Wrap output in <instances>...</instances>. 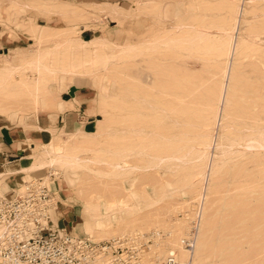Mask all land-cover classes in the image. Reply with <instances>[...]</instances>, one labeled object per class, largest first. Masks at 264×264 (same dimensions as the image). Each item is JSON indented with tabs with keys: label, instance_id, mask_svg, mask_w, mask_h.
I'll use <instances>...</instances> for the list:
<instances>
[{
	"label": "rangeland",
	"instance_id": "obj_1",
	"mask_svg": "<svg viewBox=\"0 0 264 264\" xmlns=\"http://www.w3.org/2000/svg\"><path fill=\"white\" fill-rule=\"evenodd\" d=\"M0 30V74L7 76L0 83V122L37 136L40 124L63 108L82 116L73 130L59 123L50 136L45 127L42 140L24 153L29 162L45 146L89 160L32 173L52 192L53 225L94 241L158 232L143 260L152 264L166 250H176V257L187 251L179 239L198 215L194 246L203 244V252L200 246L197 264H264V0H0ZM224 30L227 37L219 40ZM44 53L43 62L54 69L86 68L43 79L29 63ZM101 58L109 65L98 63ZM75 87H82V100L40 110L44 96L67 99ZM139 128L146 133L141 140L133 133ZM165 134L170 153L183 157L169 160V168L159 161L120 182L108 164L95 162L122 152L147 165L163 155ZM118 198L128 209L114 206ZM87 202L103 214L113 208L89 233Z\"/></svg>",
	"mask_w": 264,
	"mask_h": 264
},
{
	"label": "built area",
	"instance_id": "obj_2",
	"mask_svg": "<svg viewBox=\"0 0 264 264\" xmlns=\"http://www.w3.org/2000/svg\"><path fill=\"white\" fill-rule=\"evenodd\" d=\"M51 194L46 183L29 179L11 196L0 195V264H142L158 232L101 241L69 233L51 222ZM189 223L187 235L179 239L188 250L195 241L198 215ZM152 264H177L176 250H166Z\"/></svg>",
	"mask_w": 264,
	"mask_h": 264
},
{
	"label": "bare ground",
	"instance_id": "obj_3",
	"mask_svg": "<svg viewBox=\"0 0 264 264\" xmlns=\"http://www.w3.org/2000/svg\"><path fill=\"white\" fill-rule=\"evenodd\" d=\"M235 9V8H234ZM112 12H114V10L115 9H110ZM238 12V11H237ZM115 14V13H114ZM237 16V15H236ZM227 30V29H226ZM226 30H224V31H220V35L218 36V39L219 40H221V38L222 37H227V35H226ZM233 32V31H232ZM207 34V33H206ZM219 34V33H218ZM229 34V33H228ZM238 34V33H237ZM242 35V34H241ZM241 35H239L238 34V39L241 37ZM205 36V35H204ZM207 36V35H206ZM205 36V37H206ZM229 36V35H228ZM240 36V37H239ZM243 36V35H242ZM231 37H232V35L230 36V40H231ZM72 42V41H71ZM75 42V43H74ZM74 45H76V46H80V47H82V46H84L83 44L84 43H82V42H80V44H78L79 43V41H77L76 42V40L75 41H73L72 42ZM72 43H69V45L70 44H72ZM82 43V44H81ZM96 43V41H93V42H91V44H88V47L90 46L91 48L94 46V44ZM98 43V42H97ZM100 43V42H99ZM72 44V45H73ZM96 45V44H95ZM103 45H105V44H103V43H101V46H103ZM78 46V47H79ZM98 46H100V45H98ZM97 46V47H98ZM96 48V47H95ZM99 48V47H98ZM239 48V46L237 45V49ZM125 50V49H124ZM123 49H122V51H124ZM126 51V50H125ZM124 51V52H125ZM226 54H228V49H227V52H226ZM228 56V55H227ZM49 57V54L48 53H44V54H40V55H38V56H36L33 60H32V62H30L29 64L31 65L30 67H29V70H35V71H38L40 74H41V78H43L44 79V76H46V75H55V76H57V75H59V73H64V74H66V75H68V76H74V75H77V74H79V73H83L81 70L83 69V68H86L85 66V64H73V65H68V66H65V67H62V68H59V69H54V68H52V67H50V66H48V65H46L43 61H44V59H46V58H48ZM228 59V58H227ZM107 62V63H106ZM108 62H109V59H108V61H105V59H98V63H101V65H104L105 66V63L107 64V65H109L108 64ZM88 65V64H87ZM29 66V65H28ZM227 67V66H226ZM225 67V68H226ZM56 68V67H55ZM225 68L223 69V73H225ZM85 70V69H84ZM7 73H14V69H11L10 71H7ZM0 77H2V78H0V83H2L3 82V78H6L7 76H3V75H1L0 74ZM5 82V81H4ZM156 83V82H155ZM38 84V83H37ZM37 84H36V86H37ZM35 86V84H33V87ZM39 87V86H38ZM34 92H37V90L36 89H34ZM218 93H220V92H218ZM139 94V93H138ZM137 94V95H138ZM140 96V95H139ZM144 96V95H143ZM221 96L223 97V99L225 100V103H226V105L229 103V98L227 99V97H226V95L225 94H221ZM31 97H32V101H33V103H35V104H38V101H39V94H31ZM146 97V96H145ZM219 97V96H218ZM134 98V97H133ZM148 98V97H147ZM181 98V100H183L184 99V97H180ZM175 99L176 100H178L177 99V97H175ZM138 101V100H137ZM180 101V100H179ZM181 102H184V100L183 101H181ZM207 102V101H206ZM147 104V103H146ZM206 103H204L203 102V105H205ZM144 105V104H143ZM222 105V104H221ZM37 106V105H36ZM207 106V105H206ZM225 106V105H224ZM228 106V105H227ZM147 107V106H146ZM215 108V107H214ZM222 107H220V112L221 111H223L222 109H221ZM225 108H226V106H225ZM217 109V108H216ZM215 110V109H214ZM213 110V111H214ZM217 112V114H218V110L216 111ZM215 112V113H216ZM155 114H157V113H155ZM158 116V115H157ZM160 116V115H159ZM168 116H169V114H168V111L163 115V118H168ZM220 120V119H219ZM168 122V121H167ZM205 123H206V121H205ZM171 124H172V122H171ZM173 124H175V122H173ZM245 125V124H244ZM176 126V125H175ZM204 126V125H203ZM137 128V127H136ZM232 129V128H231ZM136 130V129H135ZM134 130V135H136V136H138L139 138V140H141V139H143V135H144V137H145V135H146V133H144V131H143V129H141V128H139V129H137L136 131ZM244 130H248L247 129V127H245V128H239L238 130H237V134H239V133H241V131H244ZM132 132V131H131ZM233 134V135H232ZM236 134V132L235 131H233V133H231V135L234 137H240V136H238ZM244 134V133H243ZM129 135V134H128ZM241 135V134H240ZM202 136V135H201ZM208 136H210V135H207L206 137H208ZM242 136V135H241ZM248 136H252V135H248ZM253 136H255V135H253ZM140 137H142L141 139H140ZM175 137V136H174ZM174 137H171V138H174ZM203 137H205V134H204V136ZM211 137V136H210ZM137 138V137H136ZM163 139L161 140V141H163V150H162V153H163V155H161V153L159 152V154L161 155V157H155V158H153L152 159V157L150 158V159H152V160H148V162H149V164H147V165H142V163H143V160H142V163L141 164H139L140 162L138 161V162H136V163H134L133 161H130L129 159L131 158V156H132V153H130V154H121V153H119V152H115V158H113L111 161H104V160H101V159H97V160H95V162L96 163H98V164H100V163H106V164H108V166L111 168V170H110V172H111V174H112V176H113V178H114V180H120V182H121V180L123 179V177H125V176H135V175H137L138 173H140V172H142V171H145V170H148V169H153V168H156L157 166H159V161H164L165 160V162H166V164H167V166H165V167H170V162H169V160H171V161H173V159H181V158H183L182 156H175L174 154H173V152L172 153H170V150H169V139H170V137L169 136H167L166 134L165 135H163V137H162ZM176 138V137H175ZM241 138V137H240ZM144 139H146V138H144ZM233 138H231V140H232ZM236 139V138H235ZM244 139V138H243ZM172 140V143H173V139H171ZM231 140H228V141H230L231 142ZM160 141V142H161ZM204 141H205V143H207V141H208V138L207 139H204ZM233 142H235V141H233ZM242 143V142H241ZM156 145V144H155ZM48 146V145H47ZM171 146V145H170ZM173 146H175V145H173ZM172 146V149L173 150H175V148ZM202 146L203 147H205L206 148V146L207 145H204V143L202 144ZM49 147V146H48ZM156 147V146H155ZM74 148H76V149H78L79 148V144L78 143H76L75 144V146H74ZM48 149H50V148H45V146H44V151L43 152H41V153H39L41 156H35V157H31V159H30V163H29V166L26 168V169H24V170H26V172H29V171H38V170H41V169H44L45 167L47 168V167H53V166H62V165H64V166H70L71 168H78V167H80V166H85V164L89 161V160H86L85 158L84 159H77V158H75L74 157V154H70L69 152L68 153H60V150L59 151H57V152H51V151H48ZM155 149V148H154ZM162 149V148H161ZM158 150V149H157ZM161 151V150H160ZM72 153V152H71ZM125 153V152H124ZM127 153H129V152H127ZM112 154H113V152H112ZM158 154V155H159ZM203 154V153H202ZM114 155V154H113ZM112 155V156H113ZM137 155H139V157H144V156H146L145 154H143V155H141V153L140 154H138L137 153ZM141 155V156H140ZM153 156V155H152ZM155 156V155H154ZM157 156V155H156ZM149 158V157H148ZM144 159V158H143ZM181 161V160H180ZM138 163V164H137ZM145 163H147V162H145ZM144 164V163H143ZM165 164V163H164ZM165 164V165H166ZM174 164V163H173ZM204 175V174H203ZM202 187V186H201ZM83 204V203H82ZM103 205V204H102ZM114 206L116 207V208H118L119 210H124V209H128V204H127V202L124 200V199H116L115 201H114ZM112 209L113 208H111V207H106V208H104V214L103 213H99V209H98V206L97 205H95V204H93V203H91V202H87V203H84V205H83V210H84V212L86 213V215L89 217V221L91 222L90 224H87V223H85L84 224V228H85V230H86V232H91V230H93V228H95L98 224H100L101 222H100V220L101 219H103L104 220V218H106L107 217V215L109 214V212H111L112 211ZM125 211V210H124ZM130 211V210H129ZM128 211V212H129ZM260 211V210H259ZM130 213V212H129ZM103 216H105V217H103ZM198 223H199V219H198ZM127 228L124 226L123 228H122V230H126ZM115 231V230H114ZM104 232H106V231H104ZM116 232V231H115ZM115 232H111V233H109L108 234V232L106 233L107 235L106 236H110V235H113V234H115ZM182 232V231H181ZM180 232V233H181ZM76 235H78V234H76ZM89 237H91V236H89ZM112 237H115V236H112ZM196 237V236H195ZM153 241V240H152ZM194 243H195V241H194ZM202 243V242H201ZM200 243V244H201ZM202 245L203 244H201L200 246L202 247ZM151 246H153V245H149V248L151 247ZM193 246H194V244H193ZM199 242H197V247H196V245L194 246L195 248H196V250H195V248H194V251L193 252H188V251H191L192 250V248H191V250L189 249H187V251L185 250L182 254H180V256L179 257H176L177 258V261H179V263L180 264H197V262H199V260H197L198 258H200L201 259V255L200 254H202V252H203V247H202V249H200L199 247ZM148 248V249H149ZM198 249H200L201 251L199 252V251H197ZM146 253H148V252H146ZM146 253L144 254V256L146 255ZM200 255V257H197V256H199ZM144 256H143V258H142V264H144L143 263V260H144ZM179 258V259H178Z\"/></svg>",
	"mask_w": 264,
	"mask_h": 264
},
{
	"label": "crops",
	"instance_id": "obj_4",
	"mask_svg": "<svg viewBox=\"0 0 264 264\" xmlns=\"http://www.w3.org/2000/svg\"><path fill=\"white\" fill-rule=\"evenodd\" d=\"M1 34H3L2 30H0V35ZM0 46H2L1 36ZM78 89H82V87H75L71 90L69 88L68 90H70L71 92L64 91L65 93H69V98L67 99H63L61 96L58 97L55 94L51 93L49 94V96L51 95L50 98L49 96H44V98L41 99L42 104L40 110H48L47 108H50L57 111V109L61 108L62 105L71 107L72 99L80 101V99L82 100L84 97V95L81 94L79 92L80 90ZM80 109V113L82 114L84 111L82 107ZM74 112L75 111L68 110L66 108H63L62 112H56L54 121H51V119H49L48 121H44L43 124H40L42 126L38 131H36L38 132L37 136L34 134H27V130L24 131L17 125L9 126L5 123L0 122V195L11 196L12 192L17 190V185L19 182H24L29 179H33V177H36V175L32 174L35 171L26 172V170H24L29 166L30 163V161L28 162V158L24 154L25 151L27 150V148H31V145H33V141L40 142L42 140L43 133L46 131L45 127H49L48 130L51 136V132L53 131L52 128H57L59 123H61L60 127L58 126L59 128H66L70 130H73L76 125L82 124V121H80V118L82 116H77V114L75 115ZM15 114L16 113L14 112H10L8 114V117H12V115ZM51 118H53V116ZM34 125L35 124H29L28 126ZM40 125L38 124V126ZM27 140H30V143H26ZM49 142L50 140L45 144Z\"/></svg>",
	"mask_w": 264,
	"mask_h": 264
}]
</instances>
